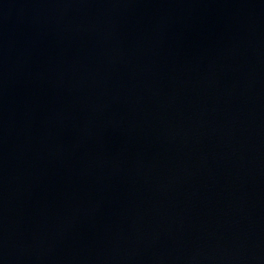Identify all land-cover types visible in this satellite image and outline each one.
Listing matches in <instances>:
<instances>
[{"label": "water", "instance_id": "1", "mask_svg": "<svg viewBox=\"0 0 264 264\" xmlns=\"http://www.w3.org/2000/svg\"><path fill=\"white\" fill-rule=\"evenodd\" d=\"M0 264H264V0H0Z\"/></svg>", "mask_w": 264, "mask_h": 264}]
</instances>
